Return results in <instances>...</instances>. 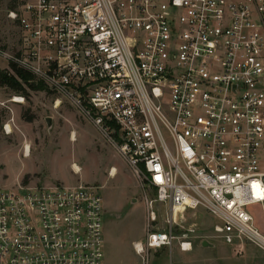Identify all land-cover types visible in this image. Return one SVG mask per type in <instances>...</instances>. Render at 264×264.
Segmentation results:
<instances>
[{
    "label": "built area",
    "instance_id": "1",
    "mask_svg": "<svg viewBox=\"0 0 264 264\" xmlns=\"http://www.w3.org/2000/svg\"><path fill=\"white\" fill-rule=\"evenodd\" d=\"M5 15L17 37L0 57L54 107L67 101L154 191L136 253L171 247L199 207L217 239L264 253L248 211L264 214V0H12ZM154 202L169 209L162 229ZM102 220L94 185L0 186V264H102Z\"/></svg>",
    "mask_w": 264,
    "mask_h": 264
},
{
    "label": "rangeland",
    "instance_id": "2",
    "mask_svg": "<svg viewBox=\"0 0 264 264\" xmlns=\"http://www.w3.org/2000/svg\"><path fill=\"white\" fill-rule=\"evenodd\" d=\"M11 2L0 0L3 47L17 37V30L5 15ZM0 70L13 73L9 62L2 57ZM24 88L21 91L0 85V186L54 182L96 186L103 207L102 264H143L144 256L150 264H264V253L259 248L239 251V245L217 239L213 227L218 220L201 207L187 210L180 217L181 223L173 227L175 239L171 247L149 248L143 255L136 253L133 243L143 241L146 235L144 194L154 199V191L142 190L123 158L67 101L54 107L55 95L45 86L43 90H31L26 85ZM15 95H23V103L12 102ZM46 117L52 118L50 126ZM6 122L10 124V133L2 128ZM26 145L29 156L23 155ZM112 167L115 171L110 174ZM153 209L156 221L152 227L164 228L169 209L159 202L153 203ZM248 211L264 234L261 208L251 205ZM188 227L195 229L188 238L191 248L181 251L179 241ZM204 240L213 246H203Z\"/></svg>",
    "mask_w": 264,
    "mask_h": 264
},
{
    "label": "trees",
    "instance_id": "3",
    "mask_svg": "<svg viewBox=\"0 0 264 264\" xmlns=\"http://www.w3.org/2000/svg\"><path fill=\"white\" fill-rule=\"evenodd\" d=\"M13 73L8 70H0V85L14 90L25 91L24 85L31 90H43V83L35 81L31 73L9 63ZM24 84V85H23Z\"/></svg>",
    "mask_w": 264,
    "mask_h": 264
},
{
    "label": "water",
    "instance_id": "4",
    "mask_svg": "<svg viewBox=\"0 0 264 264\" xmlns=\"http://www.w3.org/2000/svg\"><path fill=\"white\" fill-rule=\"evenodd\" d=\"M51 122H52V118L51 117H46V123H47L48 126L51 125ZM202 245L203 246H213L212 243H210V242H208L206 240L202 241Z\"/></svg>",
    "mask_w": 264,
    "mask_h": 264
},
{
    "label": "bare ground",
    "instance_id": "5",
    "mask_svg": "<svg viewBox=\"0 0 264 264\" xmlns=\"http://www.w3.org/2000/svg\"><path fill=\"white\" fill-rule=\"evenodd\" d=\"M15 100H16V101H20L19 98H15ZM10 132H11V128H10V126H8V133H10ZM25 151H26L25 155H28V154H29V148H28V145H26V147H25ZM76 170L78 171V169H76ZM111 170H112V172H113V171H115V168L112 167ZM112 172H111V173H112Z\"/></svg>",
    "mask_w": 264,
    "mask_h": 264
},
{
    "label": "crops",
    "instance_id": "6",
    "mask_svg": "<svg viewBox=\"0 0 264 264\" xmlns=\"http://www.w3.org/2000/svg\"><path fill=\"white\" fill-rule=\"evenodd\" d=\"M18 104V103H17ZM24 156H29L28 155H24ZM249 247H254L253 245H250V244H247V243H243L242 245H240L239 247H237L239 249V251L243 250V249H246V248H249ZM256 248V247H255Z\"/></svg>",
    "mask_w": 264,
    "mask_h": 264
}]
</instances>
